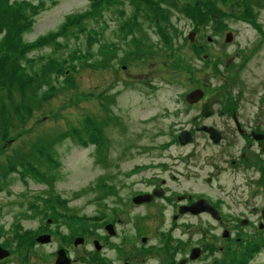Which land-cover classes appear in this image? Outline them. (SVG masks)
Wrapping results in <instances>:
<instances>
[{
	"label": "flooded vegetation",
	"instance_id": "1",
	"mask_svg": "<svg viewBox=\"0 0 264 264\" xmlns=\"http://www.w3.org/2000/svg\"><path fill=\"white\" fill-rule=\"evenodd\" d=\"M246 20L251 30L211 28L212 19L209 29H194L188 42L203 74L181 93L138 95L152 108L142 116L146 141L119 143L118 153L110 144L107 173L72 189L46 179V189L18 195V205L1 203L0 264H222L215 253L238 238L229 209L259 213L264 229V23ZM94 139L99 151L101 134ZM174 228L182 239L169 248L164 231Z\"/></svg>",
	"mask_w": 264,
	"mask_h": 264
},
{
	"label": "rangeland",
	"instance_id": "2",
	"mask_svg": "<svg viewBox=\"0 0 264 264\" xmlns=\"http://www.w3.org/2000/svg\"><path fill=\"white\" fill-rule=\"evenodd\" d=\"M181 1L179 8L170 7L169 19L177 25V32L173 34L169 28L172 44L165 45L158 30L145 22L143 32L134 30L136 34L122 36L120 10L125 9L124 15L141 14L131 0L113 4L111 9L108 4L91 7V0H0V177L9 174L5 184L0 178L3 184L0 204L12 206L15 199L16 206L20 192L38 193L47 188L44 179L37 176L40 171L49 174L42 158L49 157L55 167L56 176L46 175L55 189H72L91 181L96 174L109 171L105 165L111 159L110 144H116L118 153L119 143L122 146L125 142L146 141L140 133L142 116L152 108L141 107L136 101L138 95L181 93L190 87L192 76L203 74V69L195 64L198 60L190 43H185L181 34H188L194 27L199 31L210 27L205 25L206 20L194 24L179 17L193 18L191 14L198 17L197 3H205L207 8L217 9L221 14L211 28L215 25L224 30H251L246 19L254 18L264 23V0ZM180 7L184 10L181 13ZM158 15L161 16V11ZM13 18L15 21L11 22ZM143 34L148 36L143 47L150 46L153 54L144 61L139 56L125 58L126 53L140 49L131 36L142 38ZM158 43L168 50L157 55ZM171 56H174L173 67L168 64L167 57ZM128 61L131 68L125 71H131L132 79L126 84L128 79L119 63ZM140 77L153 82L156 89L145 88L144 83L140 86L137 80ZM112 94L116 96L111 97ZM113 99L115 102L109 106ZM112 111L124 121L120 118L110 121ZM94 127L103 139L97 152L93 151L94 144L78 142L85 140L81 134L84 137L91 134V141L95 140L90 132ZM39 148H43L41 153ZM13 149L15 156H9ZM45 151L46 157L42 155ZM16 156L27 163H36V167L22 163L18 168H6L9 159L15 161ZM19 173L25 175L24 179ZM21 197L26 199L27 194L21 193ZM68 198L71 199L69 195ZM232 202L230 199L227 205H233ZM237 212V208L229 209L227 218L228 226L238 238L231 245L226 242L225 250L214 257L222 264H264V241L259 240L264 238V229L256 226L259 213L245 208ZM242 217L249 222L244 224L239 220ZM235 220L238 224H233ZM164 236L172 240L169 248L174 241L182 239L179 228L164 231Z\"/></svg>",
	"mask_w": 264,
	"mask_h": 264
},
{
	"label": "trees",
	"instance_id": "3",
	"mask_svg": "<svg viewBox=\"0 0 264 264\" xmlns=\"http://www.w3.org/2000/svg\"><path fill=\"white\" fill-rule=\"evenodd\" d=\"M126 0H91V7L92 6H97L99 5L101 6H105L106 4H108V6L110 7V9L112 8L113 4L116 3H122ZM181 0H131V3H133V6L135 8H137L136 10L141 12V14L139 15H131V14H127L124 15V11L125 9H121L120 10V16H121V21H120V27L122 32V36L125 35V33H132V31L134 30H138V31H142L145 29L143 23H147L149 26H153L155 27L158 32L160 33V38L163 40L164 39V44L166 45L167 42L171 43L172 42V38L173 35L170 34V30L169 28L172 30L173 34H175L177 32V25H175L174 23L171 22V19H169V13L171 11L170 7L171 6H179L181 5ZM197 6L200 5V8L198 9V17H196L195 15L191 14L193 16L189 17V16H184V15H180L179 17H183L185 19H190L194 24L195 22L197 23H202L205 20H207L208 18L211 17L210 13L212 11L218 13V15H221L217 9H213L211 10L210 8H207V6L205 5V3H201V4H196ZM180 13L181 10H183V8L180 7ZM179 10H177L179 12ZM161 11V16L158 17V13ZM184 11V10H183ZM85 12V11H84ZM83 13V12H82ZM179 14V13H178ZM11 22L15 21V19H10ZM201 21V22H200ZM156 23V24H155ZM181 33H183L182 29H181ZM183 35V40L184 42H188V38H187V34H181ZM144 39H146L148 36H146L145 34L142 35ZM141 38V37H140ZM139 37H135L134 35H132L131 41L134 43V40H138L140 39ZM189 43V42H188ZM135 44V43H134ZM172 44V43H171ZM137 48L140 47L139 52L133 53H126L125 54V58H130L133 59V57H137L139 56L140 60L144 61L146 60L151 54H153V49H151V47L149 46L148 48H145L143 46H146V44L143 41H139L137 44ZM159 46V50H155V51H160V52H165L168 50V48L166 46H164L163 44L160 45L158 43ZM18 47V46H17ZM130 51H133L131 48H128ZM157 49V48H156ZM135 50V49H134ZM144 51V52H143ZM133 53V54H132ZM124 61V60H123ZM91 133H93V138L95 135H100L99 132L96 131V128L94 127L93 130H90ZM80 133V132H79ZM77 133V134H79ZM82 138L85 140H82L80 142H82L83 144L88 143L92 140V135L89 134L87 135V137H84V135H82ZM48 140L45 139L46 143ZM95 141V140H93ZM101 141L103 142V139H101ZM44 142V143H45ZM41 149L43 148H39V153H41ZM47 151L43 152L42 155H44L45 157L47 156L46 154ZM15 156V155H14ZM18 157V156H16ZM53 159V158H52ZM42 162L45 163V165H47L48 167L46 168V170H49V174H44V172L40 171V174L37 176L40 177H46V175H57L55 174L56 172L53 171V169H55V167H53L51 165V162L49 160V157L47 158H42L40 159ZM54 160V159H53ZM10 161V165H7L6 168H8L9 166H15V167H20V165L22 163H27V160L23 159V158H15V161H11V159H9ZM55 162V161H54ZM56 163V162H55ZM29 164L31 168L36 167V163L33 165L31 163H27ZM50 165V167H49ZM30 168V170H31ZM9 174H7V176H1V178H3L4 180L7 179ZM20 177L22 179H24L25 175L19 173ZM54 177V176H53ZM47 178V177H46ZM49 182V184H51L52 182L47 179Z\"/></svg>",
	"mask_w": 264,
	"mask_h": 264
},
{
	"label": "water",
	"instance_id": "4",
	"mask_svg": "<svg viewBox=\"0 0 264 264\" xmlns=\"http://www.w3.org/2000/svg\"><path fill=\"white\" fill-rule=\"evenodd\" d=\"M212 16H215V13H213ZM191 33H192V32H191ZM191 33H189V36H190V37H191ZM189 93H191V92H189ZM189 93H188V94H189Z\"/></svg>",
	"mask_w": 264,
	"mask_h": 264
}]
</instances>
